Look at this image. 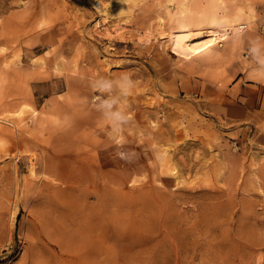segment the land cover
<instances>
[{
	"label": "rangeland",
	"instance_id": "374dc122",
	"mask_svg": "<svg viewBox=\"0 0 264 264\" xmlns=\"http://www.w3.org/2000/svg\"><path fill=\"white\" fill-rule=\"evenodd\" d=\"M0 264H264V0H0Z\"/></svg>",
	"mask_w": 264,
	"mask_h": 264
},
{
	"label": "bare ground",
	"instance_id": "6f19581e",
	"mask_svg": "<svg viewBox=\"0 0 264 264\" xmlns=\"http://www.w3.org/2000/svg\"><path fill=\"white\" fill-rule=\"evenodd\" d=\"M224 32H228V30H225ZM191 34H193L192 36H196V37H198V36H201V35H202V31H200V30H195V31H192ZM59 192H60V191H59ZM59 202H60V204H61V200H58V204H59ZM60 204H59V205H60Z\"/></svg>",
	"mask_w": 264,
	"mask_h": 264
},
{
	"label": "built area",
	"instance_id": "2783aa9c",
	"mask_svg": "<svg viewBox=\"0 0 264 264\" xmlns=\"http://www.w3.org/2000/svg\"><path fill=\"white\" fill-rule=\"evenodd\" d=\"M240 27H243V26H240Z\"/></svg>",
	"mask_w": 264,
	"mask_h": 264
}]
</instances>
